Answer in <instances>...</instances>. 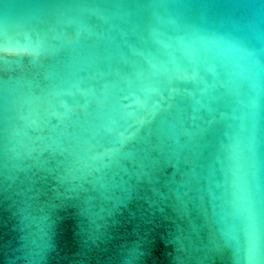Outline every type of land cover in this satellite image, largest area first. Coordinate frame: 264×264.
Masks as SVG:
<instances>
[{
  "label": "water",
  "instance_id": "obj_1",
  "mask_svg": "<svg viewBox=\"0 0 264 264\" xmlns=\"http://www.w3.org/2000/svg\"><path fill=\"white\" fill-rule=\"evenodd\" d=\"M0 264H264V0H0Z\"/></svg>",
  "mask_w": 264,
  "mask_h": 264
}]
</instances>
